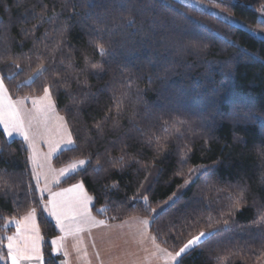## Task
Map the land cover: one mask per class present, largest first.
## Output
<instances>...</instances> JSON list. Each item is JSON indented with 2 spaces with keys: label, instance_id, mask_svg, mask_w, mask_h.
I'll use <instances>...</instances> for the list:
<instances>
[{
  "label": "trees",
  "instance_id": "1",
  "mask_svg": "<svg viewBox=\"0 0 264 264\" xmlns=\"http://www.w3.org/2000/svg\"><path fill=\"white\" fill-rule=\"evenodd\" d=\"M203 1L264 30V0ZM40 65L47 70L29 82ZM0 76L13 98L51 86L75 140L53 164L87 160L57 187L82 181L98 218L154 219L150 232L173 252L218 228L181 264H258L261 36L180 0H0ZM30 157L23 138L8 139L0 127V255L16 228L8 220L35 209L42 264H60L52 249L59 229L43 210Z\"/></svg>",
  "mask_w": 264,
  "mask_h": 264
},
{
  "label": "snow or ice",
  "instance_id": "2",
  "mask_svg": "<svg viewBox=\"0 0 264 264\" xmlns=\"http://www.w3.org/2000/svg\"><path fill=\"white\" fill-rule=\"evenodd\" d=\"M95 7V5H92ZM97 34L100 30L97 29ZM27 34V30H25ZM96 48L101 54H105L107 49L101 43L96 44ZM95 68L96 65H91ZM47 69L44 65H40L36 70L34 76L29 77V82H34L39 78ZM44 95L39 97L25 96L20 100L13 101L8 94V89L4 84L3 77L0 76V125L3 126L4 132L7 136L12 137L14 133L23 137L28 142V147L32 151L30 157L33 164V171L35 174L36 167H47L54 177H67L70 178L71 173L78 172L86 163L85 160L73 161L64 168L54 169L48 162L49 157L60 154L65 150L71 151V146L75 145V140L72 138L71 132L68 130L67 122L63 117L58 116L55 113V101L52 97L51 86L46 85L43 89ZM31 100L33 107L28 109L24 107L25 101ZM55 116L58 122L55 127L52 126V119ZM99 128V125H97ZM43 133L49 135L47 141L49 145V152L44 155V160L41 162L39 159V153L35 148V140L37 136ZM55 136V139L51 137ZM123 160V157H121ZM100 169V162L97 161V170ZM37 184H39L40 176L36 174ZM54 183H58V179H54ZM187 183V182H186ZM48 191V195L51 197L49 203L42 204V207L46 210L50 209V214L55 217L57 224L60 226L62 232L65 235H71L74 238H79L80 234L85 230V227H92L96 225H107V221L96 220L91 215L89 205L92 198L88 196L84 191L83 182L72 184L68 188H63L59 192H51L46 188L40 189L41 197L45 191ZM135 200L136 198L133 197ZM143 202L147 203L148 198L141 197ZM150 212H156V209L149 208ZM35 209L23 218V223L20 220H16V226L18 229L17 235L8 236V256L11 260V264H20L22 260L27 259H41L38 254L39 247L38 241L40 239L38 230L34 225ZM101 211H104L103 209ZM139 227L136 229V235L139 237L140 242L150 240L157 252L164 253L166 257L174 261L175 264H181L179 258L186 253L189 249L194 248L202 242V238H211L214 234L218 233L220 229H212L208 232L201 231L197 236L192 237L185 243L177 252H169L167 249L160 248V245L156 243V236L149 235V227L155 221L147 217H133ZM224 225H228V220H223ZM257 226L264 225V215H261L256 221ZM26 233H34L29 236ZM65 237H58L53 240V244L56 246L54 251L59 253L63 252L64 256L68 255L66 247L63 245ZM36 254L35 256L31 254Z\"/></svg>",
  "mask_w": 264,
  "mask_h": 264
},
{
  "label": "crops",
  "instance_id": "3",
  "mask_svg": "<svg viewBox=\"0 0 264 264\" xmlns=\"http://www.w3.org/2000/svg\"><path fill=\"white\" fill-rule=\"evenodd\" d=\"M68 187H61V189ZM92 204L93 202L89 205L91 215L96 220H101L92 212ZM44 212L53 220L59 229L58 235L52 238V249L54 250L56 247L53 244V240L58 237H65L62 243L66 247L68 255L64 256L63 252H59L63 255L60 264H174L165 254L163 255L165 258L162 259L150 240H145L143 243L140 242L139 237L136 235V229L139 225L132 219L133 217H140V215L128 217L127 219L117 221L115 224L107 223V225L85 227V230L80 234L79 238H74L71 235L66 236L61 231L55 217L50 214V209ZM29 213H25L19 218L22 223L23 218ZM34 225L40 237L38 241V254L42 257L43 238L36 211ZM16 230L15 228L13 231ZM26 235L32 236L34 233H26ZM149 235H153L150 230ZM31 255L35 256L36 254ZM23 262L24 264H36V262L42 264L41 259L37 260L35 258L23 260Z\"/></svg>",
  "mask_w": 264,
  "mask_h": 264
},
{
  "label": "rangeland",
  "instance_id": "4",
  "mask_svg": "<svg viewBox=\"0 0 264 264\" xmlns=\"http://www.w3.org/2000/svg\"><path fill=\"white\" fill-rule=\"evenodd\" d=\"M180 1H182V2H184L186 4H189L192 7L196 8V9H199V10L202 9V10H209L211 12H214L215 14L219 15L221 18H223V19L225 18V19L233 22L234 24L237 23L238 25H241L242 27H244L247 30L248 29L251 30L252 32H254L255 34H257L259 37L261 36L264 39V30L257 28L255 25H253V24H251L249 22H246L243 19H239L238 17L232 16L231 14L227 13L225 10L223 11L222 9L216 7V5H214V4L211 5V4H209V3H207V2H205L203 0H180ZM257 17L258 18H261V19H264V10L259 11L258 14H257ZM8 94H9V91H8ZM43 95H44V92L42 94H40V96H43ZM30 97H39V96H30ZM11 98H12L13 101H16V100L22 99L23 97H17V98L11 97ZM53 100H54V97H53ZM24 107H26L28 109H31L33 107L32 101L31 100L25 101ZM55 113L58 116H61V117L64 118V116L62 115V113L58 110V108H56V103H55ZM64 120H65V118H64ZM65 121L67 122V120H65ZM57 123L58 122L56 121L55 116H54L53 119H52V126L55 127ZM0 127L3 130V132H4L3 126L0 125ZM67 127H68V130L70 131L69 126H68V123H67ZM4 134H6V133L4 132ZM71 135H72V133H71ZM6 137L8 139L19 138V137L20 138H23L22 136H20V135H18L16 133H14L12 137L7 136V134H6ZM49 138H50L49 135L47 133H43V131H42V134L40 136H37L36 137V140H35V148H36L37 152L39 153V159L41 160V162H43V160H44V155L49 152V145L47 143V141L49 140ZM51 138L52 139H55L56 137L53 136ZM72 138H73V136H72ZM25 143H26V145H28V142L27 141H25ZM29 153H30V156H32V151L30 149H29ZM55 156L56 155H53V156L49 157V161L48 162L51 164V167L52 168L57 169V170L60 169V168L66 167L67 165H69L73 161H78V160H85V161H87L85 158H78L76 160H73V161L67 163L66 165L57 166V165H54L53 164V159L55 158ZM31 168L33 169L32 161H31ZM36 174H39V176H40L39 184H37ZM33 178L35 179L36 184H37V187H38L39 190L40 189H44V188L47 187V189L50 190L51 192H59L61 190V187L60 188H58V187L55 188V186L61 180H63L65 177H63V176L54 177L53 174L48 170L47 167H36L35 168V174H34V171H33ZM54 179H58V183H54L53 182ZM79 182H81V181H79ZM84 189H85V187H84ZM85 193L92 198L91 202H93L94 201L93 200V197L89 194V192L87 191V189H85ZM50 200H51V197L48 195V191L46 190L44 192V194H43V197H42V203L43 204L49 203ZM45 210L46 209H44V211ZM131 217H133V216H131ZM140 217L144 218L145 216H140ZM16 220H20V219H18V218H11V219H9L8 222H7V226L10 227L11 225H13L17 229L16 223H15ZM107 223L115 224V223H117V221L116 222H108L107 221ZM117 225H119V224H117ZM17 232H18V229L16 231H12L10 233H6L5 234V239L6 240L4 241L3 247L5 248V251L6 252H3V254L0 255V262L2 264H11V260H10V258L8 256V249H7L8 240H7V237L8 236H15V235H17ZM197 235H195V236H197ZM156 243H158V242L156 241ZM159 245H160V248L167 249L165 246H163L161 244H159ZM167 250L169 252H173V251H171L169 249H167ZM159 255H161V258L162 259H164L165 256H166V255L163 256L164 253H161V252H159ZM173 263L175 264L174 261H173ZM257 263L258 264H264V253H263L262 257H260L258 259V262ZM20 264H24L23 260L20 262ZM36 264H39V263L36 262Z\"/></svg>",
  "mask_w": 264,
  "mask_h": 264
}]
</instances>
